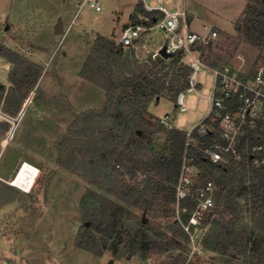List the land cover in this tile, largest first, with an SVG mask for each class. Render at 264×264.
Here are the masks:
<instances>
[{
	"label": "rangeland",
	"instance_id": "374dc122",
	"mask_svg": "<svg viewBox=\"0 0 264 264\" xmlns=\"http://www.w3.org/2000/svg\"><path fill=\"white\" fill-rule=\"evenodd\" d=\"M83 1L0 0V47L11 48L44 68L22 107L23 114L22 109L17 115L10 114L4 109V99L0 102V259L11 264H109L111 261L166 264L169 256L188 252L172 243L175 239L188 248L186 236L176 231L173 185L158 174L159 168L152 171L162 178L164 189L148 211L136 206L133 199L126 200L108 191L116 184L114 179L108 181V173L118 175L122 196L134 189L142 190L146 177L134 167L117 165V162L128 164L126 154L137 152L131 135L118 126L114 111L118 99L107 105V89L81 74L99 35L119 44L122 30L131 23L129 16L140 0H97L100 10L89 2L82 6ZM177 1L172 0L170 6L174 7ZM185 3L192 28L202 33L218 31L206 47L205 60L217 67L231 65L240 73L253 74L264 68V46L252 45L242 33L243 19L251 5L249 0H185ZM59 19L62 33L55 32ZM162 39L159 33L149 34L143 38L147 47L123 46L124 54L134 50L138 58L146 59L149 54L153 56ZM13 68L14 64L0 55V70L5 73L0 82L7 87L12 85ZM99 78L103 80V75L99 74ZM199 79L200 92L187 94V111H178L169 98L161 97L158 102H152L155 103L149 109L152 117L146 116L160 124V119L172 112L177 115L179 127L185 130L195 127L209 111L207 96L213 75L202 69ZM127 95L118 92L121 98ZM5 122L10 124L9 128ZM107 130L110 133H105ZM144 136L151 139L144 153L169 155L167 130ZM61 149L70 164L68 167L59 163ZM24 161L39 168L36 182L28 192L10 183ZM200 170L204 173L203 168ZM222 177L224 173L216 170L213 179L217 182ZM89 190L122 204L130 212L126 225L132 236L138 235L139 221L146 218L144 242L138 238L133 242L123 240L116 250L112 238H102L101 234L89 238L82 227L86 222L90 226L91 222L85 219L86 207L81 204ZM247 196H238L239 212H232L225 220H233L235 228L248 226L254 253L264 238V229L256 227L251 219ZM220 211L218 218L223 214ZM79 236L91 250L77 244ZM150 241L154 243L150 253H146L145 246ZM164 245L167 249H160ZM250 253L209 250L198 259V264H245ZM185 259L179 258L173 264H183Z\"/></svg>",
	"mask_w": 264,
	"mask_h": 264
},
{
	"label": "trees",
	"instance_id": "16d2710c",
	"mask_svg": "<svg viewBox=\"0 0 264 264\" xmlns=\"http://www.w3.org/2000/svg\"><path fill=\"white\" fill-rule=\"evenodd\" d=\"M249 1L251 5L243 19L245 28L241 32L247 42L262 48L264 46V0ZM151 15L138 2L130 15V24L143 22L142 16ZM150 19L148 24L153 22L152 16ZM238 27L241 29L240 26ZM0 55L14 64L10 74L12 85L7 87L0 82V102L4 99V109L12 115H17L37 85L44 68L27 56L6 46L0 47ZM103 60L106 63L102 62ZM190 72V66L182 61L180 55H173L169 58L158 55L153 58L152 54H149L146 59L142 60L136 56L134 50L131 54L125 55L123 46L117 44L115 40L103 35L97 37L81 74L107 89L105 102L107 105H110L116 98L118 99L114 109L118 126L123 127L131 135L130 140L134 143L137 152L126 154V161L129 165H122L120 162H117V165L130 169L134 167L136 171H142L146 177L142 190L134 189L127 196H122L118 189L120 181L118 175L108 173V181L116 180V184L108 191L126 197V200L133 199V203L145 211L152 209L154 201L164 189L162 178L152 171L159 168L158 174L166 177L173 185L171 190L174 195V186L187 151L188 156L193 157L194 162L203 168V178H213L216 170L224 173V177L219 178L216 182L219 187L218 211L222 210L223 214L221 218H214L210 221V227L205 237L206 247L211 251L222 253L232 250L240 253L251 252L248 259H245V264H264V238L253 253L250 247L248 226L245 225L241 229L235 228L233 220H225V216L229 217L232 212H239L241 202L238 200V196L249 195L247 203L250 206V217L256 227L264 229V169L249 164L250 156L248 154L241 161L232 160L229 164L213 163L199 150V147L206 145L211 140L210 133L205 135L194 133L191 144L187 148V131L178 128L168 129L161 123L152 122L150 118L152 117L149 112L150 104L153 101L158 102L161 97H167L176 102L178 94L189 84ZM99 74L103 75V80H100ZM120 90L127 92L128 95L124 98L119 97ZM205 122L213 123L214 117H207ZM5 124L9 128L10 124L8 122ZM141 130L142 133L139 132ZM166 130L169 155L164 156L163 152H160L157 156H148L144 153L143 150L151 143V139L145 137L144 134H154ZM109 131L107 130L105 133H110ZM59 163L67 167L70 166L64 158L63 149H61ZM81 204L86 207L85 219L91 222L90 226L84 223L82 227L89 238H96L97 234H101L102 238H112L116 250L123 240L132 239L133 242L138 238L144 242L146 239L143 233L147 224L143 220L139 221L138 235L132 236L127 229L126 219L131 217V214L122 204L112 201L94 190L86 192ZM184 205L187 207V211L183 213V217L188 220L194 205L190 201L185 202ZM175 224L178 225L176 231L186 236L180 224L177 221ZM161 235L165 234L161 232ZM153 243L154 241H150L145 246L146 253H150ZM172 243L175 246H181L183 251L188 249L187 245H182L175 239H172ZM77 244L91 250L88 245L82 242L81 236L78 237ZM160 249L165 250L167 247L164 245ZM178 257L180 260L185 259L186 254L184 255L182 252L175 257L171 255L166 264H173L179 260Z\"/></svg>",
	"mask_w": 264,
	"mask_h": 264
},
{
	"label": "built area",
	"instance_id": "2783aa9c",
	"mask_svg": "<svg viewBox=\"0 0 264 264\" xmlns=\"http://www.w3.org/2000/svg\"><path fill=\"white\" fill-rule=\"evenodd\" d=\"M88 2L97 10L101 9L97 0H84L81 5ZM140 3L144 10L152 14V24H148L151 16H142L143 22L123 28L118 43L125 47H147L143 38L159 33L163 39L153 56L161 55L160 51L165 47L167 53L171 56L180 55L182 61L190 66L189 84L177 96L178 111L188 110V93L200 92V71L207 69L213 75L211 92L207 96L210 102L208 114L187 131V148L194 133H210L211 140L199 147L210 161L229 164L232 160H244L248 154L249 164L264 169V68L249 74L240 73L231 65L209 66L204 60V53L210 42L217 37L218 31L214 29L202 33L192 28L185 0H178L174 7L170 6L172 0H140ZM209 116L214 117L213 123L205 122ZM173 117V113H167L160 119V123L168 129L176 128ZM218 193L216 181L203 178L194 158L189 157L186 151L174 186L176 221L184 230L188 244L183 264H198V259L209 252L205 237L210 221L220 216ZM187 201L194 207L189 219L185 220L183 213L187 211L184 205ZM0 264L11 262L0 259Z\"/></svg>",
	"mask_w": 264,
	"mask_h": 264
},
{
	"label": "bare ground",
	"instance_id": "6f19581e",
	"mask_svg": "<svg viewBox=\"0 0 264 264\" xmlns=\"http://www.w3.org/2000/svg\"><path fill=\"white\" fill-rule=\"evenodd\" d=\"M4 74V71L0 70V77H3ZM38 174L39 168L37 166L31 164L28 161H24L21 164L16 177H14L10 183L21 190L28 192L31 191L32 187L34 186Z\"/></svg>",
	"mask_w": 264,
	"mask_h": 264
},
{
	"label": "water",
	"instance_id": "95a60500",
	"mask_svg": "<svg viewBox=\"0 0 264 264\" xmlns=\"http://www.w3.org/2000/svg\"><path fill=\"white\" fill-rule=\"evenodd\" d=\"M62 30H63L62 29V20L59 19V21H58V23L56 24V27H55V32L56 33H62L63 32ZM134 42H136V40ZM160 53L165 58L171 57V54L166 52V48L165 47L161 49ZM24 111H25V108L22 109L21 114H23ZM16 175H17V173H16ZM16 175H15V177H16ZM143 221L146 222L147 221L146 218H143ZM88 224H89V222H86V225H88ZM109 264H113V262L111 261V262H109Z\"/></svg>",
	"mask_w": 264,
	"mask_h": 264
},
{
	"label": "crops",
	"instance_id": "0c3cea01",
	"mask_svg": "<svg viewBox=\"0 0 264 264\" xmlns=\"http://www.w3.org/2000/svg\"><path fill=\"white\" fill-rule=\"evenodd\" d=\"M185 4H186V3H185ZM134 10H135V8H134ZM134 10H133V11H134ZM131 14H132V13H131ZM131 14H130V15H131ZM129 18H130V16H129ZM191 22H192V21H191ZM204 60H205V59H204ZM205 62H206V64H208L209 66L217 67L216 64L210 63V62L207 61V60H205ZM199 87H200V86H199ZM159 101H160V100H159ZM172 102H173V101H172ZM186 102H187V101H186ZM173 103H174V105L176 106V102H173ZM152 104H153V106L155 105V103H151L150 106H149V109H150V107H151ZM186 104H187V103H186ZM168 113H169V112H168ZM170 113H172V112H170ZM166 114H167V113H166ZM173 114H174V117H173L174 120H173V121H174V123H175V125H176V128L181 129V130H185L184 128H181V127H179V126L177 125V115H176L175 113H173ZM207 114H208V113H207ZM207 114H206V115H207ZM206 115H205V116H206ZM205 116H204V117H205ZM202 119H203V118H202ZM190 130H191V129H190ZM185 131H189V130H185Z\"/></svg>",
	"mask_w": 264,
	"mask_h": 264
}]
</instances>
